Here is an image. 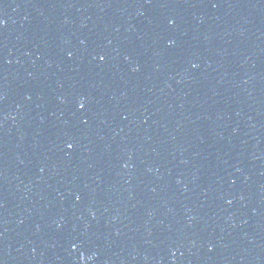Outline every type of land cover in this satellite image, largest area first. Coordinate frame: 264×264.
Wrapping results in <instances>:
<instances>
[{
	"label": "water",
	"instance_id": "obj_1",
	"mask_svg": "<svg viewBox=\"0 0 264 264\" xmlns=\"http://www.w3.org/2000/svg\"><path fill=\"white\" fill-rule=\"evenodd\" d=\"M0 264H264V0H0Z\"/></svg>",
	"mask_w": 264,
	"mask_h": 264
},
{
	"label": "snow or ice",
	"instance_id": "obj_2",
	"mask_svg": "<svg viewBox=\"0 0 264 264\" xmlns=\"http://www.w3.org/2000/svg\"><path fill=\"white\" fill-rule=\"evenodd\" d=\"M69 55H71V53H69ZM99 59H100V60H104L105 57H104L103 55H100V56H99ZM80 107L83 108V107H84V104H81ZM68 146L71 147V145H68Z\"/></svg>",
	"mask_w": 264,
	"mask_h": 264
}]
</instances>
